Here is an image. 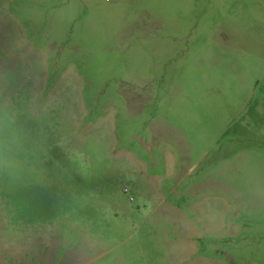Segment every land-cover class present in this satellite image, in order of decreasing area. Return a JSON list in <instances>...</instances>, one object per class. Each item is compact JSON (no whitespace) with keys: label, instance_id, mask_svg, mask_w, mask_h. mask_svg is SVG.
<instances>
[{"label":"rangeland","instance_id":"1","mask_svg":"<svg viewBox=\"0 0 264 264\" xmlns=\"http://www.w3.org/2000/svg\"><path fill=\"white\" fill-rule=\"evenodd\" d=\"M13 90L50 151L0 264H264V0H0Z\"/></svg>","mask_w":264,"mask_h":264},{"label":"clouds","instance_id":"2","mask_svg":"<svg viewBox=\"0 0 264 264\" xmlns=\"http://www.w3.org/2000/svg\"><path fill=\"white\" fill-rule=\"evenodd\" d=\"M47 115L38 93L0 91V183L44 184L50 151Z\"/></svg>","mask_w":264,"mask_h":264}]
</instances>
